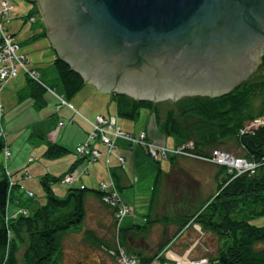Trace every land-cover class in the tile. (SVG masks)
Listing matches in <instances>:
<instances>
[{
    "label": "trees",
    "instance_id": "16d2710c",
    "mask_svg": "<svg viewBox=\"0 0 264 264\" xmlns=\"http://www.w3.org/2000/svg\"><path fill=\"white\" fill-rule=\"evenodd\" d=\"M34 12L36 13L35 10ZM51 65L56 76V87L46 86L40 78L39 81L53 89L55 94L62 96L64 102L69 103L85 87V84L56 55L52 57ZM29 67L32 68L30 63ZM24 78L23 88L27 92L24 96H19V101L27 100L37 109L43 108L46 104L45 96L48 93L25 76ZM52 99L55 107L57 101L54 97ZM108 99L109 104L114 107L117 121L132 122L138 117L139 112L150 113L155 135L162 139V142L157 144V140H151L149 133L146 132V140L151 141L153 145L174 150L190 142L192 143V149L188 151L190 154L206 157L212 150H217L216 148L232 141L240 147L247 161L258 165L253 174L244 173L236 179H231L224 172L225 177L217 185L215 195L196 209L192 215H180L172 218L171 221H166V217L158 220L149 219L147 214L143 217L144 225L119 227V234L116 236L119 248L125 254L133 255L139 264L154 262L164 264L165 259L161 252L168 249V241L162 243L151 255L146 254L145 249L141 250L134 246L138 245L139 240L148 236L152 226L164 221V225L176 226L177 232L188 225H195L202 234H210L216 239L217 246L212 255L205 257L206 264H264V249L259 248L260 245H264V226L258 227L251 224L264 217V127H259L251 133L238 135L244 123L264 119V78L260 80L248 78L229 93L213 98L194 96L181 98L176 102L152 103L135 101L125 95L114 94L108 96ZM160 105L165 107L162 119ZM60 123L64 125L59 122V128L63 127ZM70 123L72 122L69 121ZM128 134L137 136V134ZM4 138V136L0 137V156L9 149ZM167 139L172 144L170 147L164 144ZM74 149V162L65 173L57 176L43 174L39 177L38 184L42 193L39 200H36L32 192L19 182L29 179L26 174L18 179L16 178L17 170L9 172L0 165V264H17V262L19 264H61L63 238L67 233H77L81 230L86 214L87 196H92L100 206L113 215L115 208L101 201V193L97 189L60 184L65 174L73 172L77 166L85 165L83 159L75 157ZM67 153H69L67 149L51 143L43 150L41 156L47 160L56 161ZM174 157L178 156L168 155L165 160L171 163ZM97 161L91 165L96 164ZM106 171L109 180L111 176L108 166ZM160 176L159 169L149 194V210L154 203V193L157 183L160 182ZM218 177L216 176L215 179L217 180ZM56 184L65 187V192L60 195L55 194L51 186ZM115 189L119 196L120 189L117 187ZM120 200L124 202L121 198ZM161 237L164 236L161 235ZM82 240L88 245L102 247L105 253L116 248L115 243L110 247L87 230L83 232ZM17 255H19L18 258ZM112 260L115 262L114 259Z\"/></svg>",
    "mask_w": 264,
    "mask_h": 264
},
{
    "label": "rangeland",
    "instance_id": "374dc122",
    "mask_svg": "<svg viewBox=\"0 0 264 264\" xmlns=\"http://www.w3.org/2000/svg\"><path fill=\"white\" fill-rule=\"evenodd\" d=\"M7 1L13 4L12 9L14 10L7 17L4 25L8 34L13 36L12 40L16 42L18 52L28 58L30 66L35 71L37 70L43 84L56 87V76L51 65L55 54L45 37V28L38 12L33 5L23 0ZM32 18L33 21H30ZM248 78L263 79L264 66L258 67ZM24 84V75L18 72L16 77L6 83L0 92L2 109L0 122L5 131L4 139L10 152L7 159L0 156V165L9 172L17 170L16 178L18 179L26 174L29 179L19 182L32 192L36 200H39L42 196L38 184L39 177L43 174L57 176L68 170L74 162L73 149L76 145L86 141L88 127L70 110L64 107L59 111L54 110V100L47 93L46 104L41 109L32 106L27 100L19 101V96H24L27 92L23 88ZM108 100L107 95L97 93L91 85H85L68 104L84 118L92 120L94 116H115L114 107L109 104ZM164 110L165 107L160 105L161 119ZM69 121L72 123L69 124ZM59 122L64 123V126L59 128ZM243 125L247 126L246 123ZM117 126L132 135L137 132H148L151 140H157V144L162 142V139L155 135L152 116L146 111L139 112L138 117L132 122L117 121ZM240 133L238 131V135H241ZM147 142L151 141L147 140ZM51 143L62 146L69 153L56 161L43 158L41 156L43 150ZM164 144L167 147L172 145L169 139ZM187 144L192 145L190 142ZM116 146L117 149L109 157L102 155L96 164L86 168V174L79 176L78 183L75 182L72 187L97 189L98 183L111 180L120 189L119 196L126 204L122 203L131 209V213L117 222L116 218L113 219V215H110L109 210L100 206L92 196H87L86 214L81 230L77 233H67L63 238L61 264H121L114 262L102 247L98 248L84 243L83 232L90 231L94 237L111 247L115 243L113 237L119 234L117 227L144 225L143 217L147 214H149V219L158 220L166 217V221H171L172 218L180 215H192L196 209L215 195L217 185L225 177L224 172L226 176L231 177L232 175L231 179L241 175L233 172V174H228L223 167L184 157H174L171 163L165 159L152 160L146 152V147L144 151L139 147L129 149L127 143L121 140L116 142ZM216 149L234 158L245 159L240 147L232 141ZM119 156H122L124 160L123 165L118 162ZM106 166L109 167L111 176L109 180ZM77 167L76 170L83 168V166ZM159 169L161 170L160 182L157 183L154 203L149 210V194ZM216 176H219L217 180ZM51 189L57 195L66 190L58 184L52 185ZM251 224L258 227L264 226V217ZM161 235L164 237L162 238ZM166 241H168V249L174 254L183 256V258L188 257L191 260L212 255L217 246L216 239L210 234H202L197 226L188 225L182 231L177 232L176 226L164 225V221L152 226L148 236L139 240L138 243L135 242L138 245L134 246L141 250L145 249V253L151 255ZM259 248L264 249V245H260ZM163 251L161 252L162 257H164ZM166 257L170 258L171 255L166 254ZM129 261L133 263L132 260Z\"/></svg>",
    "mask_w": 264,
    "mask_h": 264
},
{
    "label": "water",
    "instance_id": "95a60500",
    "mask_svg": "<svg viewBox=\"0 0 264 264\" xmlns=\"http://www.w3.org/2000/svg\"><path fill=\"white\" fill-rule=\"evenodd\" d=\"M97 93L218 97L264 66V0H23Z\"/></svg>",
    "mask_w": 264,
    "mask_h": 264
},
{
    "label": "built area",
    "instance_id": "2783aa9c",
    "mask_svg": "<svg viewBox=\"0 0 264 264\" xmlns=\"http://www.w3.org/2000/svg\"><path fill=\"white\" fill-rule=\"evenodd\" d=\"M12 5L7 0H0V92L4 85L8 83L11 79H14L18 72H21L27 79L31 80L33 83L42 87L45 92L50 96L54 97L57 101V105L54 107L56 111L61 108H66L70 110L74 116L79 117L88 127V133L86 141L81 145H77L74 149L75 157L77 159H83L85 165L81 170H74L71 173L64 175L60 181L61 185L72 186L78 181L79 176L86 174V168L95 163L102 155L109 157L113 151L117 149L116 142L118 140L127 143L128 148L133 147L147 148L146 152L152 158V160L165 159L168 155L182 156L185 158H192L196 161H201L208 164H213L218 167H223L227 171L226 173L231 174L236 173V175H242L244 173L253 174L257 168V164L245 159L234 158L229 154H225L219 150H212L208 156L200 157L190 154L188 151L192 149L191 144H186L185 146L178 147L177 149H166L162 146L156 147L152 143L147 142L146 134L140 132L137 136H131L124 132L117 126V120L115 116H94L92 120L84 118L78 112L73 110V108L63 101L62 96L54 93L53 89L44 86L40 81L38 74L32 68L29 67L28 59L21 53L18 52L17 46L14 44L11 36L8 34L6 27L4 25L7 17L10 16L12 11ZM33 21V18L30 20ZM2 109L0 107V115ZM62 124L60 123V126ZM247 126L244 125V130L240 129L239 133L241 135L251 133L259 127H264V119H255L253 121L247 122ZM5 135L3 127L0 125V137ZM94 143V144H93ZM101 148V150L99 148ZM4 158L9 157V151L5 150L3 152ZM118 162L123 165V158L118 157ZM235 178V177H233ZM98 192L101 193V201L110 207L115 208L113 212V219L118 220L129 215L131 212L125 204L122 203L119 196L116 193L114 184L110 181L100 182L97 187ZM119 227H117L118 229ZM115 249L106 251L110 257H112L116 262L121 264H131L129 260H132V264H139L138 261L134 259V256H126L127 254L119 248L115 235ZM164 258L167 260L164 264H206V259L190 260L187 257L177 256L167 249L163 251ZM171 255L170 258L166 257Z\"/></svg>",
    "mask_w": 264,
    "mask_h": 264
},
{
    "label": "bare ground",
    "instance_id": "6f19581e",
    "mask_svg": "<svg viewBox=\"0 0 264 264\" xmlns=\"http://www.w3.org/2000/svg\"><path fill=\"white\" fill-rule=\"evenodd\" d=\"M12 5H13V4H12ZM12 10H14V9H12ZM12 37H13V36H12ZM13 39H14V38H13ZM13 41H14V40H13ZM15 43H16V42H15ZM27 59H28V58H27ZM53 64H54V63H53ZM36 71H37V70H36ZM40 78H41V77H40ZM40 80H41V79H40ZM85 85H86V84H85ZM55 101H56V100H55ZM56 103H57V102H56ZM67 104H68V103H67ZM68 105H69V104H68ZM4 122H5V121H4ZM6 124H7V123H6ZM6 124H5V125H6ZM66 124H67V123H66ZM0 125H2L1 122H0ZM62 125H63V124H62ZM62 125H61V126H62ZM63 126H64V125H63ZM66 127H67V126H66ZM150 143H152V142H150ZM173 149H174V148H173ZM178 157H179V156H178ZM180 157H181V156H180ZM99 159H100V158H99ZM79 161H80V160H79ZM232 174H233V173H232ZM229 176H230V175H229ZM231 177H232V175H231ZM236 178H237V177H236ZM236 178H235V179H236ZM77 183H78V182H77ZM115 187H116V186H115Z\"/></svg>",
    "mask_w": 264,
    "mask_h": 264
},
{
    "label": "flooded vegetation",
    "instance_id": "af4514ba",
    "mask_svg": "<svg viewBox=\"0 0 264 264\" xmlns=\"http://www.w3.org/2000/svg\"><path fill=\"white\" fill-rule=\"evenodd\" d=\"M248 78V77H247ZM167 101H169V100H167Z\"/></svg>",
    "mask_w": 264,
    "mask_h": 264
}]
</instances>
